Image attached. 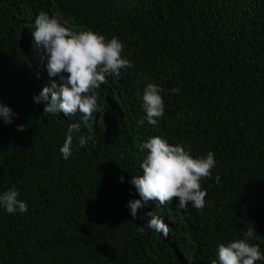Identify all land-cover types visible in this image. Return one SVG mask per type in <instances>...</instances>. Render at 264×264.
Returning a JSON list of instances; mask_svg holds the SVG:
<instances>
[{"label": "trees", "instance_id": "1", "mask_svg": "<svg viewBox=\"0 0 264 264\" xmlns=\"http://www.w3.org/2000/svg\"><path fill=\"white\" fill-rule=\"evenodd\" d=\"M41 11L118 38L133 65L94 90L104 120L97 112L81 123L67 159L60 148L82 114L43 113L33 100L59 79L30 28ZM150 82L164 89L155 126L142 107ZM0 100L16 114L10 124L0 118V194L15 187L28 206H0V264H219L218 245L249 227L264 253V0H0ZM153 136L194 157L214 153L203 210L150 202L132 217L128 202L140 196L131 179ZM149 211L167 237L139 230Z\"/></svg>", "mask_w": 264, "mask_h": 264}, {"label": "clouds", "instance_id": "2", "mask_svg": "<svg viewBox=\"0 0 264 264\" xmlns=\"http://www.w3.org/2000/svg\"><path fill=\"white\" fill-rule=\"evenodd\" d=\"M33 30V39L36 47L42 51L47 60V70L50 77H59L53 80L50 86H45L38 95L33 96L35 103H44L43 113H61L67 117L82 114L80 123L69 125L66 142L60 148L65 159L72 154L73 134L81 131V123L88 125L93 114L99 112L101 124L104 120L103 109L98 105V95L94 91L101 85L108 83V77L119 78L122 69L132 67L129 59L122 57L124 45L116 37L106 39L102 34L92 30L75 31L61 23L58 14L49 15L41 11L30 27ZM164 89L154 82L147 83L142 95V107L146 112L149 124L156 125L165 113V102L162 96ZM179 93V88L171 90ZM16 115L11 107L0 100V118L5 123H11ZM96 122V117L95 121ZM144 120L138 121L143 124ZM24 125L18 130L24 131ZM87 139L78 138V147H84ZM147 150V156L142 162V175L132 176L131 183L139 193V199L128 202L132 217L138 216V211L150 202L165 205L178 200L177 207L186 209L192 205L203 210L205 207L206 191L202 189L201 178L210 177L216 166L214 153L209 151L205 156L194 157L191 149L183 144H172L161 136H153L140 145ZM121 181L124 177H120ZM219 175L216 182L219 183ZM19 197L15 187L9 188L0 194V206L8 213H26L27 203ZM148 217L145 225L139 230L152 229L168 235V225L153 211L140 216ZM257 231L249 227L244 239H235L229 243H220L217 249L219 264H256L264 260L258 244L251 243ZM211 264H217L213 260Z\"/></svg>", "mask_w": 264, "mask_h": 264}]
</instances>
